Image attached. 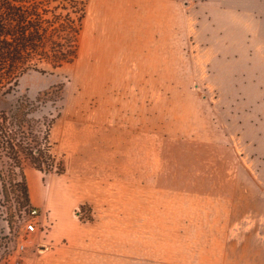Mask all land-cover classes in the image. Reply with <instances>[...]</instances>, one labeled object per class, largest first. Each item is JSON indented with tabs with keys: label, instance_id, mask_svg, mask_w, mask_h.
Here are the masks:
<instances>
[{
	"label": "rangeland",
	"instance_id": "rangeland-1",
	"mask_svg": "<svg viewBox=\"0 0 264 264\" xmlns=\"http://www.w3.org/2000/svg\"><path fill=\"white\" fill-rule=\"evenodd\" d=\"M74 1L77 58L0 80V136L58 213L26 235L34 207L1 166L0 264L21 243L23 264H264V0Z\"/></svg>",
	"mask_w": 264,
	"mask_h": 264
},
{
	"label": "trees",
	"instance_id": "trees-1",
	"mask_svg": "<svg viewBox=\"0 0 264 264\" xmlns=\"http://www.w3.org/2000/svg\"><path fill=\"white\" fill-rule=\"evenodd\" d=\"M57 1L0 0V80H8L11 84V81H17L28 70L38 69L39 64L46 63L52 68H59L77 58L84 13L80 10V3L74 0L65 1L61 7L49 6ZM31 106L27 101H20L16 107L15 122L19 138L29 145V153L26 155L36 170L43 171L42 165L47 155L36 148L33 136L29 138L32 134L24 120L23 113ZM4 138L0 136V167L6 163L11 168L9 177L12 182L22 186V207L31 208L26 177L19 161L20 153L14 152L16 147ZM6 158L14 163L9 165L4 161ZM16 169H19V173ZM3 178L4 171L1 169L0 181Z\"/></svg>",
	"mask_w": 264,
	"mask_h": 264
},
{
	"label": "crops",
	"instance_id": "crops-1",
	"mask_svg": "<svg viewBox=\"0 0 264 264\" xmlns=\"http://www.w3.org/2000/svg\"><path fill=\"white\" fill-rule=\"evenodd\" d=\"M127 136L125 135V138ZM128 142V141H125V143ZM129 143V142H128ZM127 161V159H126ZM211 163H216L218 162L217 160H210ZM198 173V172H197ZM142 174L141 173V177H142ZM32 175H34V173L31 171V170H26L25 172V176H26V179L28 180L29 177H31ZM35 176V175H34ZM64 176H67V177H63L65 178L66 180V183H65V180H64V185H65V189L67 191H69L66 187H68V185H70L71 183H69V180H70V175H69V171H66L65 175ZM157 176H159V174H157ZM156 176V177H157ZM158 178V177H157ZM141 179V178H140ZM142 180V179H141ZM63 184V183H62ZM63 186V185H62ZM234 191V186L232 187V192ZM185 192H188V191H185ZM235 192V191H234ZM70 192H68V194H66L67 196H70L71 194H69ZM191 193V194H196V193H200V192H197V191H193V192H188V194ZM29 194H30V200H31V204L34 208H37L40 210L42 216L43 215H49L48 218L50 219L49 223L52 226V223L54 219H57L58 218V213H57V205H56V200H57V188H56V184L55 183H49L46 187V189L43 188V191L42 193H37L35 188H33V193H32V190L31 188H29ZM66 199H70L69 197H67ZM83 203H85L86 201L82 200ZM78 203V202H73L72 204H70V208H78L81 206V204L83 203ZM88 202V201H87ZM69 203V202H68ZM43 211V212H42Z\"/></svg>",
	"mask_w": 264,
	"mask_h": 264
},
{
	"label": "built area",
	"instance_id": "built-area-1",
	"mask_svg": "<svg viewBox=\"0 0 264 264\" xmlns=\"http://www.w3.org/2000/svg\"><path fill=\"white\" fill-rule=\"evenodd\" d=\"M45 221H46V215L42 216L39 209L33 208L30 211L29 220L25 226L26 235L31 236V235H36L40 232L41 233L45 232L47 225ZM26 248L27 247L25 244L23 243L19 244L16 255L13 256L12 258L10 257L7 260V264H23L22 262L24 258L21 256V254H23Z\"/></svg>",
	"mask_w": 264,
	"mask_h": 264
}]
</instances>
